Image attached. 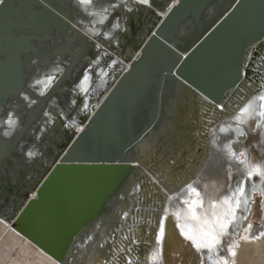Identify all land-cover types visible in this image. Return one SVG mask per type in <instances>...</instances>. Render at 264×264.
<instances>
[{
  "label": "bare ground",
  "instance_id": "1",
  "mask_svg": "<svg viewBox=\"0 0 264 264\" xmlns=\"http://www.w3.org/2000/svg\"><path fill=\"white\" fill-rule=\"evenodd\" d=\"M76 1L86 12H94L91 15L92 21L79 18L83 25L82 31L94 40L91 47L94 52L87 70H83L81 75L76 72L73 76L74 98L69 104L71 106L65 107L67 109L64 110L69 111L68 108H72L73 115L68 118V112L67 116L61 115V119L59 114V122L55 129L59 134V137L56 135L57 140L66 131H70L72 135L57 158L54 161L48 160V168L41 175L39 174L42 167L36 176L33 174L34 169L23 172L8 164L0 169V188L3 190V193L0 192V240L7 232H13L27 243L35 245L14 228L13 221L26 202L36 195L42 180L62 156L65 160L79 161L123 159L125 148L155 122L158 115L155 99L160 95L163 73L157 74L159 68L155 70L153 64H160L163 61L166 67L175 60L170 54L172 51L184 53L178 44L170 43L158 35L156 32L158 24L143 38V32L139 33L141 42L135 49L126 46L123 52H115V43L122 33L123 26L119 23L123 16L119 13L116 15L119 19L113 16L108 20V17L109 13L118 7L119 2L113 7L106 2L98 4L97 0H90L88 3ZM121 1L125 2L124 5L127 3L131 5L127 6V10L130 11L144 5L145 10L141 11L145 15L149 14L150 20L157 14L159 23L180 0H172L173 7L168 11L155 8L151 0L147 4H142L139 0ZM97 7L101 12L96 14ZM146 10L148 11L145 12ZM261 42L264 44V37ZM78 43L75 42V45ZM254 47L255 45H251L246 50L244 62L259 64L258 67H254L255 69L249 66L250 70L254 69L256 72L251 71L246 77L242 70V82L223 102L201 97L194 90L185 89L182 82L176 83L178 87L175 96L166 97L165 115L160 117L161 126L150 129L134 149L132 158L133 165L139 168L138 179L126 181L117 194L108 198L98 218L85 224L62 257L51 256L35 246L57 264H129V262L146 264L149 254H154L156 261L150 259L151 262L147 264H157L162 255L165 264H199L200 256L203 264H217V261L223 264L222 257L227 258L229 264H233V261L234 264H264V237L252 239L264 231L263 218L262 224L253 226L249 232H244L255 195L264 197V180L258 175H254L249 181L246 180L248 172L254 170L256 165H264V116L260 115L264 112V101L259 99L260 96H264V83L258 84L254 80L256 74L264 79V47L250 60ZM60 66L63 64L57 65L52 72L41 74L31 80V86L36 90V94H45L47 85L54 78L52 74L61 72ZM154 71L156 72L153 73ZM69 78L72 79V75ZM116 83V87L113 88ZM22 96L28 104L37 102L29 92L23 91ZM76 97H80L82 101L77 107ZM173 99L175 102H172ZM220 105L224 107L221 109ZM246 106L247 111L241 112ZM16 110L18 107L9 110L5 126L0 127L3 132L10 134L11 130L19 128L21 122L15 113ZM143 112H147L150 122L141 130L146 121ZM137 115H141L142 124ZM42 117L41 111L24 133L25 137L28 131L38 126L37 121ZM46 118L49 119L47 116ZM173 119L175 123L170 127L168 122ZM90 126L92 133L89 131ZM181 126L180 132L177 131L176 127ZM221 128L227 131L221 132ZM133 130L140 132L134 136ZM39 131L40 127L34 132L38 134ZM240 131L247 135L240 136ZM220 134H224L222 135L224 138L220 137ZM162 135V140H159ZM219 137L223 139L222 142L217 140ZM252 141H256V148L252 146L253 144L249 146ZM24 145V139L17 143L14 154L9 158L12 165L15 160H20L24 156L25 153L21 151L23 147L26 152L32 153L30 157L33 159L37 156L36 152L39 154L37 150L40 149L37 147L39 143ZM217 148L221 150L218 159L220 165L217 164L218 160H215L219 167L210 170L209 160H214V149ZM230 149L236 154L238 151L245 152L244 163H240L242 159L236 160L232 157ZM256 149L258 151H255ZM42 150L46 151L45 148ZM19 162L21 166L22 163ZM10 171L12 176L21 179L16 186L14 184V188L2 183L10 176ZM239 179L240 182H244V197H240L237 191L240 186ZM188 185L196 188L199 196L192 192ZM234 192L241 200V208L237 210L236 220L229 226L228 234L220 237V244L211 251L207 248L197 250L192 241L181 235L177 224H184L186 231L199 238L202 227H207L203 224L204 220L216 218L223 220L228 207L223 203L224 197L231 196ZM245 198L248 199L246 205ZM192 200L201 202L196 206L199 218L196 220L192 219L188 204L184 203V201L190 203ZM261 206L264 210V202ZM162 215H167L169 219L165 222L164 237L158 242L156 238L158 221ZM241 234L243 235L240 243H236L238 239L236 236ZM16 238L15 240L19 242V238L17 236ZM230 243L239 244L233 250L236 252L235 257L230 256L227 251ZM7 247L10 249L12 245ZM23 257L27 258L25 255Z\"/></svg>",
  "mask_w": 264,
  "mask_h": 264
},
{
  "label": "water",
  "instance_id": "2",
  "mask_svg": "<svg viewBox=\"0 0 264 264\" xmlns=\"http://www.w3.org/2000/svg\"><path fill=\"white\" fill-rule=\"evenodd\" d=\"M104 2L112 5L119 2L118 7L109 13L108 20L119 13L125 14V19L119 24L123 26V39H126L125 35L131 32L130 19L134 13L127 10L124 1L97 0L98 4ZM151 2L160 10L168 11L173 7L172 0ZM78 3L76 0H5V5H0V127L5 126L12 107H18L15 113L21 122L19 128L7 135L0 128V169L7 164L19 169L18 159L13 165L9 160L15 152L13 145L21 139L25 145L32 140L31 136L26 139L24 133L46 102L63 100V92L59 91L62 86L72 93L73 76L92 59L89 56L83 62V52L86 51L82 50L92 47L94 40L82 31L79 18L92 21L94 12H86ZM158 18L155 14L147 28L142 29L145 27L142 26V38L158 24V35L178 44L184 53L172 51L170 54L175 60L166 67L163 61L153 64L155 70L159 68L157 74L163 73L160 95L155 99L158 108L155 122L125 148L123 159L79 161L65 160L62 156L44 177L36 195L26 202L13 221L19 233L51 256L62 257L85 224L98 218L108 198L117 194L126 181L138 179L139 168L133 165L132 158L134 149L150 129L161 126L160 117L165 115L166 97L175 96L176 83L182 82L185 89L190 88L201 97L223 102L242 82V70L246 77L250 72V61L244 62L246 50L251 45H262L264 37V0H180L159 23ZM138 31L134 33L133 43L127 45L131 49L141 42ZM75 42H79V48H75ZM125 47L123 40L121 46L114 48L116 52H123ZM59 63L64 68L48 88V93L36 94L31 80L52 72ZM23 91L29 92L37 102L28 104L23 100ZM143 113L146 121L141 130L150 122L147 112ZM137 116L142 124L141 115ZM43 122L38 120V126ZM174 123V119L169 120L168 125L171 127ZM181 128L176 127L179 132ZM139 132L133 130V135L137 136ZM71 135L65 137L60 145L55 141L45 149L48 159L54 161L57 158ZM220 135L224 138V134ZM220 137L217 140L222 142ZM162 138L163 135L159 140ZM46 141L42 138V142ZM23 150L24 147L21 148ZM218 159L219 155L215 153L214 160H209L208 169H218ZM22 160L25 163L27 156ZM215 160H218L217 164ZM47 168L48 164L39 175Z\"/></svg>",
  "mask_w": 264,
  "mask_h": 264
},
{
  "label": "rangeland",
  "instance_id": "3",
  "mask_svg": "<svg viewBox=\"0 0 264 264\" xmlns=\"http://www.w3.org/2000/svg\"><path fill=\"white\" fill-rule=\"evenodd\" d=\"M126 3H127V1H126ZM126 6H131V5H129L127 3ZM143 7L145 8L144 5L143 6H140V8H143ZM97 8H98V10H96V11H98V12H96V14L99 13V11H100V8L99 7H97ZM137 8L138 7L134 8L132 10V12L134 14L132 15V17L130 19L131 32L128 35H125L126 36L125 37L126 39H123V35H124L123 30L124 29L122 27V33L119 34V37L120 38L115 43V46L116 47H118L119 45L121 46V42L123 40H124V43H125L126 46L129 45V44H132L133 43V39H134V33L136 32V30H139L138 31V37H139L140 29L142 28V26H145V27L142 28V29H144V28H147L146 26H148L151 23V20H150L151 18L149 16V14H146L145 15L141 11V9L139 10V8L138 9ZM122 16H123V18H122V20H123L125 18V14L122 13ZM86 27H88V26H86ZM79 46H80V44L78 43L77 45H75V48H79ZM115 49L116 48H114V50ZM84 51H86V52H83V62L86 61L89 58V56H91V57L93 56L92 53L94 52V50L91 47H87V48L84 49ZM256 60H259V58H256ZM91 61H92V59L88 63L86 62L87 63L86 64V67L89 64H91L90 63ZM258 65L259 64H256L254 62H252V64L249 63V66H252L253 68L254 67H258ZM60 67H61V72H62V70H63L64 67L63 66H60ZM86 67H84V69H81V71L78 70L77 71V74L81 75L82 72H84L85 70H87ZM254 69L250 70V72L251 71H254ZM61 72L59 74L58 73L52 74L55 79L53 78V80H52L51 83H53L59 77V75H61ZM254 72H256V71H254ZM70 77H71V75H70ZM51 83H49L47 85V90L51 86ZM59 91L60 92L61 91L63 92V95H64L63 100H59V101H53L52 99L48 100L46 102L44 108L42 109V115H43V117L41 118V121H44V122L42 124H40V126H38V127L35 126L34 129H32V130H30V131L27 132V136L25 138L27 139L30 136L32 138V140L29 141V143L31 142V143L36 144V145L39 143V145H37V147L40 148V149H37V150L39 151L40 156H39L38 152H36L37 156H36V158L34 157V159H33V158L30 157L29 152H26V150L25 151L23 150V152L25 154H24V156L22 158H24L25 155H26L28 160L25 163L22 162L23 161L22 159H20V160L17 161L18 162L17 165L19 166V169L21 171H23V172L34 169V171H33L34 172L33 174H35L34 176H36L37 174H39L38 173V170L40 169V167L44 168V166L48 163V160L50 161V159H48V156L46 154V151H43L42 149H44V148L46 149L48 146H51V144L53 143V141L56 139V135H57V137H59V134L57 133V130H55L57 128V125H58V122H59V117L61 115H64V116L66 115L67 116L68 115L67 114L68 112H69V115L67 116L68 118H70L71 115H73V109L72 108H68L69 111H64V110L67 109L65 107L71 106L69 104H71V101H73L72 98H74L73 97V93L74 92L71 93L68 89H65V87H63V86L59 89ZM44 92L47 93V91H44ZM77 94L78 93H75V95H77ZM81 102L82 101H81L80 97H76V107H77V104L80 105ZM59 114H60V116H59ZM46 116L49 117V119H47ZM61 119H62V116H61ZM39 127H40L39 133L38 134H35V132H34L35 129H39ZM41 128H42V130H41ZM70 134H71L70 131H66L64 133V135L62 137H60L59 140H57V139L55 140V141H57L56 144L57 145H60L61 143H63L64 140H65V137L69 136ZM226 134H229V133H226ZM42 138H45V140L48 139V141L42 142ZM50 140L51 141L53 140V141L51 142ZM227 140H229V137H227ZM18 142H16L13 145V147H12L13 148V151L15 150ZM250 145H252L253 147L256 148V141H252L249 144V146ZM42 146H43V148L41 149ZM34 150H35V148L32 149V152H34ZM214 151H215L214 154L215 153H218V155H220L219 152H221V150L219 148L214 149ZM255 151H258V150L256 149ZM11 152H12V150L9 152V154H11ZM8 157H9V155H8ZM10 157H11V155H10ZM236 157H239V160L240 159L244 160L246 158L245 156H240V151L237 152ZM45 159H47V161ZM236 160H238V159L236 158ZM19 161L22 162V165L21 166H20V162ZM40 162H42L44 164H41ZM246 164H247V162H246ZM246 164H244L243 166L245 167ZM9 174H10V176L5 180L6 182L3 181L2 183L4 185L6 183V186H9L10 188H14L20 182L21 179L18 180L17 178H15L14 176H12V171H10ZM239 182H240V179H239L238 183ZM14 184H15V186H14ZM0 192L3 193V190L1 188H0ZM256 195H255V200H254V203H253V207L250 210V212L248 214V217H247V220L248 221H246V222H248V223H247L246 226H244V232H245V229L248 227V224H252L253 226H258V224H262V221L264 220V210H263V208L261 206L263 204V202H264V197L261 196V195H258V194H256ZM250 213H251V215H250ZM262 218H263V220H262ZM14 234L15 233H13V232H9V233L7 232L4 235V237H1L2 239L0 240V264H57L54 260H52L50 257H48L43 252H41L35 245H33L31 243H27L23 238H21L17 234H15V235L18 238L19 237L20 238H19V242L16 241L15 239H17V238H16V236ZM242 235L243 234H241L238 237L236 236V238H238V239L235 238L236 239V243H240L241 238H242ZM7 242H9L12 245V248L8 249L7 246L10 247V244L8 243V245L6 246L5 244ZM230 244H233V243H230ZM234 245H235V247H238L239 244H234ZM235 247L233 248V250L235 249ZM22 251H24V252H22ZM38 254H39V256H38ZM22 255L23 256L25 255L27 258L23 257ZM161 258L162 259L157 260V264L158 263L160 264V262H161V264H165L164 263V256L162 255ZM150 259H152L153 261H156L154 259V254H149L148 255L147 263L148 262H151ZM198 260L197 261L199 262V264H203L202 256H200L198 258Z\"/></svg>",
  "mask_w": 264,
  "mask_h": 264
},
{
  "label": "snow or ice",
  "instance_id": "4",
  "mask_svg": "<svg viewBox=\"0 0 264 264\" xmlns=\"http://www.w3.org/2000/svg\"><path fill=\"white\" fill-rule=\"evenodd\" d=\"M81 2L88 3L90 2V0H81ZM139 2L142 4H147L149 3V0H139ZM0 5H5V0H0ZM113 7H116V5H113ZM259 99L264 101V96H260ZM219 107L222 109L224 106L220 105ZM245 111H247V106L241 109V112H245ZM260 115L264 116V112H261ZM220 131L225 132L227 130L225 128H221ZM7 134L8 133H5V135ZM239 135L246 136L247 134L243 131H240ZM230 153L232 157L239 159V157H236L235 151H232L230 149ZM29 155H32V153H29ZM245 155H246L245 152L243 151L240 152V156H245ZM240 163H244V161L241 160ZM254 175H258L262 180H264V165H256L254 170L248 172L246 180H250ZM188 187L191 189L192 192H196L197 196H199V193L197 192L196 188L192 187L191 185H188ZM237 191L239 192L240 197H244L245 191H244L243 181L240 182V186L238 187ZM184 203L188 204V208L189 211L191 212L192 219L194 220L199 219L196 214V206L201 202L197 200H192L190 203L188 201H184ZM223 203L228 206L227 210L224 213L223 220H221L220 218H216L215 220H204L203 224L206 225L207 227L206 228L202 227L199 238H197L196 235H193L189 231H186L184 224H177V227L180 229L181 235H183L186 239L192 241L195 247L197 248V250L207 248L209 251H211L213 248H216L220 244V237L228 234L229 226L234 224L236 220V212L238 209L241 208L240 198H238L236 193L234 192L232 193L231 196H225ZM244 203L245 205L248 203L247 198H245ZM244 218L246 219V217ZM168 219L169 217L167 215H162L158 221V233L156 237L158 242L161 241L164 237L165 222ZM252 227H253L252 224H248V227L245 229V231L249 232L252 229ZM259 237H264V231L259 232V235L252 237V239H258ZM247 238L248 237H244V239ZM234 247H235L234 244H229L227 247V251L232 257L236 256V252L233 251ZM221 259L223 261V264H229L227 258L222 257ZM217 264H220V262L217 261Z\"/></svg>",
  "mask_w": 264,
  "mask_h": 264
},
{
  "label": "built area",
  "instance_id": "5",
  "mask_svg": "<svg viewBox=\"0 0 264 264\" xmlns=\"http://www.w3.org/2000/svg\"><path fill=\"white\" fill-rule=\"evenodd\" d=\"M256 47H257V48H256ZM256 47H255V49H254L255 51L252 52V56H251L250 60L252 59V57H255V55L258 53V51L263 50L264 44L259 45V46H256ZM249 63H250V62H249ZM248 65H249V64H248ZM249 69H250V68H249ZM254 80H255L256 82H257V80H258L259 83H264V79L260 78V75H259V74H256V75H255ZM260 80H262V82H261Z\"/></svg>",
  "mask_w": 264,
  "mask_h": 264
}]
</instances>
